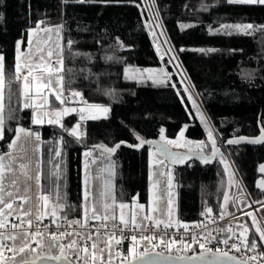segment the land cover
Listing matches in <instances>:
<instances>
[{"label":"trees","instance_id":"1","mask_svg":"<svg viewBox=\"0 0 264 264\" xmlns=\"http://www.w3.org/2000/svg\"><path fill=\"white\" fill-rule=\"evenodd\" d=\"M160 21L196 92L216 135L215 145L234 136H255L264 128V4L229 0H153ZM144 0H0V57L3 58V135L0 156L7 153L17 126L31 127L41 138V190L60 217H83L82 152L120 141L137 144L159 140L163 133L206 141V131L190 104L186 87L173 74L168 80L129 79V67L172 71L160 58L145 25ZM62 27L63 90L80 91L83 103L108 106L103 118L81 120L77 114L62 125H34L31 110L21 100V78L15 71L19 50L27 47L31 28ZM224 25H252L237 31ZM196 49V50H194ZM203 50V51H202ZM79 124L80 137L68 131ZM163 130V132L161 131ZM203 149L210 151L213 144ZM121 146L107 155L114 169V196L128 202L138 195L146 202L148 149ZM59 153V155H57ZM94 155H106L93 150ZM240 176L256 201L264 190L254 184L264 163V144L224 146L218 154ZM216 156L212 165L191 162L174 169L178 193L177 217L201 221L231 212L230 165ZM211 213H207V209ZM203 213V214H202ZM264 217V206L258 210ZM53 218V217H52Z\"/></svg>","mask_w":264,"mask_h":264},{"label":"rangeland","instance_id":"2","mask_svg":"<svg viewBox=\"0 0 264 264\" xmlns=\"http://www.w3.org/2000/svg\"><path fill=\"white\" fill-rule=\"evenodd\" d=\"M144 8H145V12L147 15V18L145 20V25L148 30L153 47L157 55L160 58H163L166 61V63L171 66L172 71H167L164 67L163 68L129 67L126 69L125 75L129 79L140 80V81L149 80V81L157 82V81L168 80L172 77L173 74H175L178 77V79L182 82V84L186 87L188 97L190 100V104L195 112L196 117L198 118L199 122L201 123V125L204 127L206 131V141L203 142L202 140H192V139L186 138L184 134L185 132L184 128L179 131V133L177 134L175 138H167L162 133L159 137V140L165 143L166 141H176L175 144H168V145L172 149L177 150V151H202L208 145L207 143L212 144V140H215L216 142L217 140L216 135L213 131L211 123L204 111V108L196 92L194 91L191 84L189 83L185 75V72L180 65L178 56L175 53L169 41V38L166 34V31L160 21V18L154 6L153 0H144ZM59 27L61 26L59 25L54 26V27L36 26L34 28H31L28 32L26 49L24 51L19 50L17 52L16 63H17V57L18 56L21 57L19 61L22 66L21 76L24 78V75L27 72V69L24 68V65H29L33 70L32 76L29 77V83L31 84V89H30L31 95L29 97L30 102H31L30 104L32 106H36V105L40 106L46 103L48 104V98H49L48 94L49 92H51L52 95L54 96V100L57 101L58 105L60 104L61 107H64V108L55 107V109H53L51 112L46 111V112H43L44 114H41V115H40V112L37 111L35 113V117L37 115H39L41 118L45 117L47 124H54L57 126H61L63 119L71 114H77L79 118L83 114L85 116V119L83 120L103 118L108 114V111L105 113L99 110L92 109L90 111H91L92 116H95V118H88V112L81 113V109L86 108L88 104L82 103L80 105H76V104H72L69 102H64V92L62 89V80L58 87L56 85H51L49 87L42 88L40 90V93L37 94V91H36L37 84L46 83L50 75H53L54 78L62 77L64 52H63V43H62V29H60ZM49 52H52L54 55L52 57H49L48 55ZM57 60H61L62 63L60 64L56 63ZM45 66H47V68H51L52 72L50 73L47 70V68H45ZM56 69H61V70L57 72ZM33 77H35V79H33ZM23 82L24 80H22L21 86H23ZM2 87H3V84L2 86H0L1 90H2ZM54 90L61 92L60 100H57L55 98ZM1 99H2V95H0V100ZM61 101H63V103ZM99 106H101L102 108H107L109 110L108 106H103V105H99ZM65 109L69 111H67L66 114L61 115L59 117V123H56L55 122L57 119L56 112L62 111ZM71 109H75V111H71ZM50 120L53 122H49ZM73 129H75V132L77 133L74 136L80 137L81 132H80L78 123H76L74 126L69 128L68 131L71 132ZM209 131H211L212 133L211 139L209 137ZM181 133H183V135H181ZM161 136L164 137L163 140L161 139ZM220 144H217V145H220ZM177 145H180V146H177ZM93 150L98 151V153L102 155L103 154L106 155V159H107V167H106V172H105V177H104V187H103L104 194H103V200H102L103 205L105 204L108 205L107 208L103 207L104 215L108 217L105 221H110L112 223L122 225L120 223V216L121 214H123L124 219L126 221H129V224L127 226H132L131 219L133 216H135L137 223L141 225L139 228H143L145 224L147 223V221H149V220L144 219L145 215L151 217V221L153 222L157 220H164L165 222L171 221V223L174 225L178 223L179 221L177 217L178 193H177V186H176V180H175V171H174L175 168L169 165L168 163H166L164 158L159 153H157L151 147L148 149L149 172H148L146 202H141L138 198V195L134 196L131 201L119 202L115 199V196H114V174H113L114 169H113L112 163L110 162V159L108 160L109 156L107 155L109 154L100 152L98 149H93ZM218 159H220L221 162L223 161V163L226 164L227 166L230 165V167L228 166L229 167L228 171H230L229 172V175H230L229 182L232 184V192L229 195L228 199L231 203L233 200V194L235 192V182H236L235 172L236 171L232 167V165L228 162V158L226 156L224 157L223 155H220L218 156ZM82 176H83L82 177L83 185L84 187H86L87 178H86V171H85L84 165H83ZM248 194L250 196L249 191H248ZM83 195L85 199L84 192H83ZM237 195L239 197V200H238L239 207L240 209L244 211V222L247 221L248 224H245V223L238 224L236 225L235 230L241 233L243 237H246V235L249 232V227H250L259 235V233L257 232V228L259 227L262 230V227L256 215L254 214V211L250 208L251 206L250 203L244 197L241 196L242 195L241 190H238ZM47 200H48V197H47ZM252 201L256 202L257 200L254 201L252 199ZM169 202H170V207H169ZM121 204H124L126 207L121 209L120 208ZM139 205H143L144 208L141 209ZM49 209L52 212L54 208H51L49 204ZM55 209H56V214L54 216L55 218L53 219L61 218L57 208ZM122 226H125V225H122ZM245 229H247V231H245ZM262 241L264 242V240ZM105 243H106V239H105ZM142 243L144 244V246H147L146 242H142ZM115 246H116V241L115 239H113L111 241V247L113 249V257H112L113 264L121 262V257L117 255L118 252ZM64 252L66 255L65 249H64ZM45 253L55 255L58 253V249L54 248L53 246L51 249V247L48 246L47 251ZM173 254L178 255L179 253H177L173 249ZM105 256L108 257L107 250H106ZM74 264L76 263L74 262Z\"/></svg>","mask_w":264,"mask_h":264},{"label":"snow or ice","instance_id":"3","mask_svg":"<svg viewBox=\"0 0 264 264\" xmlns=\"http://www.w3.org/2000/svg\"><path fill=\"white\" fill-rule=\"evenodd\" d=\"M230 3H238V4H255L260 3L264 4V0H229ZM222 27H231L236 29L237 31L241 29H249L252 27V25H224ZM18 51H19V42L17 45ZM203 51V50H202ZM49 57H52L54 54L52 52L48 53ZM21 57H17V63L15 65V71L17 74V79L20 78V75L22 73V66L20 64ZM3 58L0 57V86L3 84ZM56 63L60 64L62 63L61 60H57ZM24 68L27 69L26 74L24 75V82L22 86V95L25 97V107H31V104L28 101V98L31 95V84L29 83V77L32 76V68L29 65H24ZM47 68V66H45ZM47 70L51 73L52 69L47 68ZM61 69H56L57 72H59ZM35 79V77H33ZM62 80V77L54 78L53 75H50L47 82L44 84H37L36 91L37 94L40 93V90L42 88L49 87L51 85H56L57 87L60 85ZM55 98L57 100L61 99V92L54 90ZM74 96H80V93L75 92L73 93ZM63 103V101H61ZM87 104V102H85ZM92 109L99 110L102 112H107V108H102L99 105H87L86 108L81 109V113L88 112V118H95V116H92L91 111ZM67 109L62 111L56 112V123H59V117L63 114L67 113ZM71 111H75V109H71ZM80 119H85V116L82 114L80 116ZM35 123L41 122V117L37 115L34 119ZM53 122V121H49ZM3 115H2V108H0V138H2L3 135ZM20 133L24 134L25 142L27 141V138L30 137L32 134L30 132L25 131L24 129H18L17 130ZM163 132V130H161ZM70 134L76 135L75 129H73ZM183 135V133H181ZM209 137L211 139L212 133L209 131ZM139 139V137H137ZM19 139V136L17 137ZM161 139L163 140L164 137L161 136ZM36 140L39 141V135H36ZM239 141H228V143H237ZM251 143H262L264 142V129L261 130V136L257 139H253L249 141ZM144 143V141L141 140V144ZM167 144H175L176 141H166ZM213 144V155L216 154L215 149V140H212ZM16 145V141L14 140L12 144H10V147H14ZM180 146V145H177ZM119 147V145H117ZM21 151H26V149L21 146ZM161 152H163L166 157L171 155L168 151V149L161 147L159 149ZM107 152H113L115 149L108 148L105 149ZM59 155V153H57ZM91 155L90 153H85V156ZM9 159H13L11 156ZM223 162V161H222ZM87 167V165H85ZM21 174L27 179L30 178L29 171H28V165L26 163L20 164ZM13 172V168L11 166V163L5 164L4 157L0 156V194H2L5 191V171ZM260 171L264 173V164L260 165ZM15 174V173H14ZM39 181V176H37V183ZM17 183L16 179L10 180V184L15 186ZM257 187H260L264 189V180H261L258 182ZM9 196L12 195L11 192L8 193ZM85 198H87V190L85 191ZM19 199L22 201L21 209L17 212L13 210V203L14 201H6L4 199L3 195H0V264H45L46 261H63L64 264H73V260L69 259L64 252L65 248H75V260L79 262V264H105L103 253L104 248H99V238L100 233L97 234L96 239L92 240L91 243V256L88 259L82 260L81 254H83L85 257L88 256L89 253V245L88 240L91 239V235L83 236L81 237V243L78 244L77 240H72L69 244L64 245L62 244L56 233H50L51 238L53 239V247L58 249V253L55 255L46 254L43 252V240L38 239V237L42 236V233L37 230L35 232L31 231V224H32V209L31 208H25L23 205L27 203L31 198L27 195L19 197ZM227 200L228 198L225 197ZM41 200H44L47 202V197H44L42 195H39L36 199V205H35V218L37 222L40 221L41 218ZM114 203V201H113ZM103 207L107 208L108 205L105 204ZM126 206L124 204L120 205V208L123 209ZM141 209L144 208L143 205H139ZM170 207V202H169ZM87 207L85 208V215L87 217ZM211 209H207V213H211ZM99 210L95 207L92 209V214L94 217H97L106 220L108 217L106 215H98ZM56 214V209L54 208L51 212V215L54 217ZM170 214V213H169ZM203 214V213H202ZM250 215V214H249ZM9 217H15V219L19 220V223H9L8 218ZM114 218V217H113ZM144 219L150 221V226L153 228H159L161 224L164 225V229H168L172 227L171 221L165 222L164 220H157L154 224H151V217L145 215ZM80 221H75L73 224H79ZM120 223L122 225L127 226L129 224V221H126L124 219L123 214L120 216ZM23 225H27V227H24ZM131 225L132 227L139 228L141 225L137 223L136 217L133 216L131 219ZM186 227V226H185ZM7 230V231H6ZM147 230V229H146ZM247 231V229H245ZM257 232L260 235V239L264 240V230H261L259 227L257 228ZM59 236H66V235H76L80 236L79 233H67L62 232L58 234ZM127 237L121 236L120 239L116 240V243L119 244L122 239H126ZM115 239V236L108 237L106 240V248L108 251V260L106 264H113V249L111 247V241ZM5 241H11V245H7ZM33 241L36 242V248L32 247ZM141 242H146V245L144 247L143 251H139V246ZM208 242L207 238H205L203 241H200L196 238H193L192 242H186L183 240V238L176 239L174 237H169L166 241L164 236H157L155 233L151 235H144L141 234L139 237L136 235L131 236V246L127 250V254L123 253H117L118 256L121 257V264H161V260L163 261H174L176 264H180V262H188V264H245L244 261L237 260L235 257L230 256L228 252H221L220 250L213 251L211 248L206 247V243ZM192 243H198L201 251L198 254L193 255H187L186 251L182 250H189L192 247ZM225 244L228 243L227 240L224 241ZM159 246H163L164 249L168 250V254L165 255L164 251H155V249ZM178 246V247H177ZM233 248H236L237 251H239V246L236 244L232 245ZM244 247L248 250H254L257 247L256 241L253 240L251 244L247 243V241L244 242ZM7 249V251L12 253L13 258L8 259L4 256V251ZM37 249H40V251H37ZM173 249L180 253L178 255H173ZM99 250V254L97 252ZM19 255L20 259L17 261L14 259L15 256ZM160 258V259H157ZM250 259L255 260V257H250Z\"/></svg>","mask_w":264,"mask_h":264},{"label":"built area","instance_id":"4","mask_svg":"<svg viewBox=\"0 0 264 264\" xmlns=\"http://www.w3.org/2000/svg\"><path fill=\"white\" fill-rule=\"evenodd\" d=\"M82 97H73L71 92L64 94V102H70L75 100L77 102L81 101ZM236 182H235V192L233 194L232 200V211L231 212H218L210 215L209 217L201 221H182L179 220L176 225L172 224V227L164 229V225L161 224L159 228H153L150 226V221H147L143 228H133L132 226H122L120 224L112 223L110 221H105L101 219H92L86 225L87 228L101 235L111 234L115 236L116 239H120L123 235L127 237L122 239L119 244L116 243V250L118 253L127 254V249L131 245V236L136 235L139 237L141 234L151 235L155 233L158 237L164 236L167 241L169 237H174L176 239L183 238L184 241L191 243L193 238L203 241L207 238L208 242L206 247L211 248L213 251L220 250L221 252H228V254L233 255L236 258L243 259L254 264H264V242L260 239L258 235L252 228L249 227V232L246 237H243L241 233L235 230L238 224H248L247 221L244 222V211L240 209L237 195L238 190L242 191V197H244L249 203L250 208L254 211L262 230H264V219L259 215L258 210L260 207L264 206V198L253 202L248 194L247 189L239 178L238 174L235 172ZM20 201H14V205L19 204ZM76 220H69L65 218L53 219L52 217H45L40 219L39 222L31 225V231L35 232L39 230L43 237L51 238L50 233H56L59 241L67 245L72 240H77V243H81L80 236L76 235H66L59 236V233H80L83 229L82 224H73ZM18 223V221H14ZM155 222L151 221V224ZM186 226V227H185ZM147 229V230H146ZM53 240V239H52ZM227 240L228 243L225 244L224 241ZM255 240L257 247L254 250H248L244 247V242L251 244ZM6 243V242H5ZM236 244L239 246V251L233 248L232 245ZM144 244L141 242L139 246V251L144 250ZM178 247V246H177ZM164 251L168 253V250L164 249L163 246H159L155 251ZM200 247L198 243H192V247L186 251L187 255L198 254L200 252ZM180 254V253H179ZM175 255V254H174ZM72 256V254H71ZM255 257V260L250 259V257ZM75 258V255L72 256Z\"/></svg>","mask_w":264,"mask_h":264},{"label":"crops","instance_id":"5","mask_svg":"<svg viewBox=\"0 0 264 264\" xmlns=\"http://www.w3.org/2000/svg\"><path fill=\"white\" fill-rule=\"evenodd\" d=\"M60 29H62V27H59ZM21 78V85H22V80H24V78L20 75ZM62 89H63V75H62ZM64 92V90H63ZM78 92L80 93V96H74L73 93ZM35 93V92H33ZM71 94L73 97H82V93L80 91H76L73 90L71 91ZM0 95H2V90L0 89ZM49 98H48V104H43L40 106H32L28 107L31 110V121L32 124L34 125H45L46 123V118L43 117L41 118V123H35L34 119H35V113L37 111L40 112L41 114H44L43 112L49 111L51 112L53 109H55V107H60V108H64L61 107L60 104L58 105L57 101L54 100V96L52 95L51 92H49ZM21 100L23 105L25 104V97L22 95V86H21ZM29 103L30 99L28 98ZM69 103L72 104H76V105H80L83 103V97L81 98L80 102H77L75 100H71ZM0 108H2V99L0 100ZM18 129H24L27 132H30L32 135L30 137L27 138V141L25 142V137L23 133L18 132ZM36 133L33 131V129L31 127H23V126H17L15 129V133L14 136L12 137L10 144H12V142L15 140L16 141V145L14 147H10L9 146V150L7 153L3 154L2 156L4 157V162L5 164H9L11 163V166L13 168V172H9V171H5L4 175H5V181H4V185H5V191L0 194L4 196V199L6 201H20L19 204L14 205L13 204V210L14 211H19L21 209V205H22V201L19 199V197L21 196H29L31 199L25 203L23 206L25 208H31L32 209V224H35V222H37L36 218H35V205H36V199L39 195H42L44 197H46L45 195H43L42 190H41V138L39 137V141L36 140ZM19 136V139H17V137ZM21 146H23L24 149H26V151H21ZM85 153H90L91 155L89 156H85ZM12 157L13 159H9V157ZM82 166H81V189H82V200H83V217L78 220L80 221V224H82L83 229L80 231V238L83 236H87V235H91V239L88 240V245H89V253L88 256L85 257L83 254H81V259L85 260L90 258L91 256V243L93 239H96L97 234L90 231L87 228V223L92 220V219H100L97 217H94L92 214V209L95 207L96 209L99 210L98 215H104L103 212V204H102V200H103V194H104V177H105V172H106V167H107V159H105L102 156H96L94 155L93 151L91 149H86L83 150L82 152ZM21 163H26L28 165V171H29V176L30 178H25L22 174H21V169H20V164ZM83 165H87V167H85V171H86V178H87V183H86V187H84L83 185V180H82V171H83ZM15 173V174H14ZM37 176H39V181L37 183ZM12 179H16L17 183L15 186H13L12 184H10V180ZM87 190V198L84 199V195L83 192L85 193V191ZM11 192L12 195L9 196L8 193ZM87 207V217L85 215V208ZM51 211L49 209V201L47 200V202H45L44 200H41V218H45V217H53L51 214ZM55 218V217H53ZM58 219V218H57ZM102 220V219H101ZM14 221H18V223L20 222L19 220L15 219V217H9L8 218V222L9 223H14ZM31 224V225H32ZM24 227H27V225H23ZM7 231V230H6ZM113 235L111 234H105V235H100L99 238V248H104V253H103V257H104V261L105 264L108 260V257L105 256L106 254V246H105V239L107 240L108 237H111ZM38 239H42L43 240V252L45 253L47 251V247H51L53 246V240H49L50 238H46V237H38ZM117 239L115 238V241ZM48 241V242H47ZM50 241V242H49ZM7 245H11V241H5ZM32 247L36 248V242L33 241L32 243ZM66 250V256L73 260V263L75 262L76 264H79V262H77L75 260V258H73L72 256L75 255L76 249L75 248H65ZM37 251H40V249H37ZM98 254H99V250H97ZM72 254V256H71ZM4 255L6 258L8 259H12V253L7 251V249H5L4 251ZM15 260H19L20 256L17 255L14 257ZM97 264H99V262H97Z\"/></svg>","mask_w":264,"mask_h":264},{"label":"water","instance_id":"6","mask_svg":"<svg viewBox=\"0 0 264 264\" xmlns=\"http://www.w3.org/2000/svg\"><path fill=\"white\" fill-rule=\"evenodd\" d=\"M194 50H196V49H194ZM262 129H264V128H262L260 126L259 127V133L257 135H255V136L240 135V136H234V137H229V138L224 139L223 142L220 145L215 146V149H216V154L215 155H213V148L208 153L207 152H203V151H177V150L172 149L167 143H165L163 141L152 140V139L143 140L140 137H139V139L137 138V144L136 145H132L131 143L126 142V141H120L114 147H107V146H103V145H98L97 149L100 152L112 155V154H115V152L121 146H125V147H128V148H130L132 150H136V151L141 150L144 147H151L164 158L166 163H168L169 165H171L175 169H179V168L186 167L191 162H198V163H200L202 165H212V164H214L218 152L221 149H223L224 146H239V145H247V146H250V147L261 146V145L264 144V142H262V143H251L249 141L259 138L261 136V130ZM141 140L144 141V143L141 144ZM228 141H239V142H237V143H228ZM117 145H119V147H117ZM161 147L168 149V151H169V153L171 155L166 157V155L159 150ZM108 148H113V149H115V151H113V152L105 151V149H108ZM262 164H264V163H260L258 165V168H257V175L258 176H257V178L255 180V184H254L255 189L260 191V192L264 190V189H262L260 187H257L258 182L261 181V180H264V173H262L260 171V165H262ZM167 254L168 253H165V255H167ZM230 256H233V255H230ZM157 259H160V258H157ZM236 259L244 261L245 264H254V263H250L248 261H245L243 259H239V258H236ZM45 264H64V262L63 261L57 262V261H51L50 260V261H46ZM116 264H121V262L120 263H116ZM161 264H176V262L161 260ZM180 264H188V262H186V261L185 262H180Z\"/></svg>","mask_w":264,"mask_h":264}]
</instances>
